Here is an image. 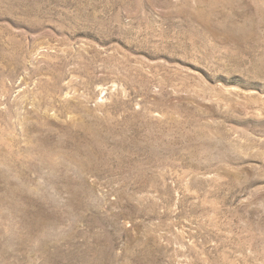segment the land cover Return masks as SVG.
I'll return each instance as SVG.
<instances>
[{
  "label": "rangeland",
  "instance_id": "rangeland-1",
  "mask_svg": "<svg viewBox=\"0 0 264 264\" xmlns=\"http://www.w3.org/2000/svg\"><path fill=\"white\" fill-rule=\"evenodd\" d=\"M0 264H264V0H0Z\"/></svg>",
  "mask_w": 264,
  "mask_h": 264
}]
</instances>
